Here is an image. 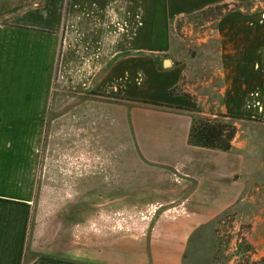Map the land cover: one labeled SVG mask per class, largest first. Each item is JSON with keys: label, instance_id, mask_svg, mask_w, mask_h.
<instances>
[{"label": "crops", "instance_id": "crops-1", "mask_svg": "<svg viewBox=\"0 0 264 264\" xmlns=\"http://www.w3.org/2000/svg\"><path fill=\"white\" fill-rule=\"evenodd\" d=\"M41 1L0 0V264H185L193 235L244 203L248 130L232 123L230 152L189 146L187 136L196 115L264 117V62L251 60L264 46V15L219 18V102L201 105L177 92L185 64L165 66L172 23L255 0H70L66 15V0ZM43 154L66 157L54 170L72 177L52 184L81 188L82 202L91 187L112 188L114 206L178 215L160 216L146 237L110 233L88 246L86 228L76 236L58 226L39 240L31 216Z\"/></svg>", "mask_w": 264, "mask_h": 264}, {"label": "rangeland", "instance_id": "rangeland-1", "mask_svg": "<svg viewBox=\"0 0 264 264\" xmlns=\"http://www.w3.org/2000/svg\"><path fill=\"white\" fill-rule=\"evenodd\" d=\"M27 1L29 5L42 2ZM233 11L243 15L257 14L258 19L263 22L261 16L264 15V0H255L243 5H226L225 9L221 10L212 7L185 18H177L172 23V49L166 61L171 59L175 63L185 64L186 75L182 78L177 92L187 89L189 93L184 95L199 99L201 105L219 102L217 91L222 86L220 72L223 68L215 30L219 18ZM64 14L66 15L67 11H64ZM255 59L264 62V46L251 51V60ZM168 65L166 63L165 66ZM190 94H194V97ZM201 105L199 109L203 112L204 107ZM222 121L237 123L240 132L247 133L248 130L246 137H240L241 140L247 138L246 172L240 180V183L245 184L244 203L240 204L237 211L231 210L219 215L193 235L185 254V264H264V117L248 115V119L224 118ZM48 128L49 122H46L45 134ZM44 140L46 145L47 139ZM81 159L82 157H75L74 162L82 165ZM91 159L92 165L95 163L94 166H99L104 160L95 157ZM111 160L113 164L114 159ZM43 161L44 167L41 170H44V180L34 191L31 216L32 230L40 227L39 240H46L48 227L58 226H70L76 230V236L81 227L86 228L88 246L92 245L96 238H104L110 233L123 238L146 237L150 227L160 216L178 215V210L169 208L114 206L111 204L112 188L91 187L88 202H82L81 188L52 184L53 178H65L68 173L72 177V172L64 169L57 172L54 170L55 166L59 165L58 161L66 162V157L62 154H43ZM77 173H74V177ZM85 215L87 219L84 218Z\"/></svg>", "mask_w": 264, "mask_h": 264}, {"label": "trees", "instance_id": "trees-1", "mask_svg": "<svg viewBox=\"0 0 264 264\" xmlns=\"http://www.w3.org/2000/svg\"><path fill=\"white\" fill-rule=\"evenodd\" d=\"M66 1L67 2L65 5V13L69 5V0ZM226 5L228 4L222 6L217 5L214 7L217 8L218 10L219 9L221 10V9H225ZM175 90H177V87L173 88L172 90H169V94L175 93ZM139 103L145 105L146 104L156 105V107L173 108L176 109V111H187L186 109L159 105L152 102L142 101ZM217 117L218 119L212 121L201 116H197V115L194 116L192 118L190 131H188V136H187L188 145L196 148L212 149L220 152L232 151L233 147L231 145V142L234 137V134L236 133V128L230 123H224L217 120L224 118H233V117L222 116V115H219Z\"/></svg>", "mask_w": 264, "mask_h": 264}, {"label": "water", "instance_id": "water-1", "mask_svg": "<svg viewBox=\"0 0 264 264\" xmlns=\"http://www.w3.org/2000/svg\"><path fill=\"white\" fill-rule=\"evenodd\" d=\"M166 63H168V64H169V62H168V61H166V62H165V64H166Z\"/></svg>", "mask_w": 264, "mask_h": 264}]
</instances>
